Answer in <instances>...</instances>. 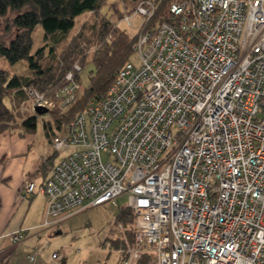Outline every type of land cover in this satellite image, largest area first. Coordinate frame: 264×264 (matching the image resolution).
Returning <instances> with one entry per match:
<instances>
[{
	"label": "built area",
	"instance_id": "built-area-1",
	"mask_svg": "<svg viewBox=\"0 0 264 264\" xmlns=\"http://www.w3.org/2000/svg\"><path fill=\"white\" fill-rule=\"evenodd\" d=\"M154 10L146 0L133 14ZM132 52L136 63L52 136L48 176L25 182L23 198L46 200L39 227L127 193L134 232L116 264H264V0H176ZM80 70L52 96L23 87V109H69Z\"/></svg>",
	"mask_w": 264,
	"mask_h": 264
},
{
	"label": "trees",
	"instance_id": "trees-1",
	"mask_svg": "<svg viewBox=\"0 0 264 264\" xmlns=\"http://www.w3.org/2000/svg\"><path fill=\"white\" fill-rule=\"evenodd\" d=\"M104 1L0 0V19L9 11H16L11 20V25L15 29L14 36L7 44L0 42V56H4L10 63H16L25 59L28 61L29 68L32 71V74L26 77L11 74L8 70L0 68V133L16 128L24 131H33L36 126L37 114L32 115L27 113L22 118L17 114V112L22 110L21 103L17 104L19 97H21L20 94L24 96L23 102L26 101L23 87L32 85L47 95L52 96L56 90L66 85L65 74L73 70V65L76 63L74 59L70 58L69 50L62 53V58L59 60L60 63L58 62L56 66L53 64L46 69L41 68L39 59L42 57L43 48L40 47L32 53V32L34 27L40 25L44 32V37H47L49 34L55 35L58 33L64 35L74 26L75 18L79 14L84 11L99 10ZM125 1L126 4H131V7L128 10H120L122 14L121 18L126 14H132L137 6L146 0ZM174 1L176 0H154L155 10L152 16L141 26L136 36L129 34L125 29H120V26L110 27L108 21L102 23L99 35L101 44L95 49L94 55L91 58L95 69L89 76L88 87L83 89L80 98L66 111L59 113L58 108L49 110L50 114L52 113V124L56 129H59L61 124L73 117L79 109L83 108L86 102L97 99L105 93L116 72L126 61L131 59L133 55L132 46L139 34L160 23L166 17L169 6ZM79 36H82V33ZM56 40L58 41V38ZM75 45L77 44L75 43ZM74 78L79 81L78 72L74 73ZM13 94L16 100H12ZM81 100L84 104L80 108L79 103ZM72 111L75 112L70 115ZM68 112L69 114H67ZM44 124L45 128H48L51 122L47 121ZM55 134L57 132L53 131L52 136ZM115 224L122 234H126L129 239L131 238V241L134 232V216L132 211L127 207H122L115 218ZM119 225H121V229ZM128 238L119 235L112 240V243L120 248L126 244ZM147 263L148 258L143 254L137 264Z\"/></svg>",
	"mask_w": 264,
	"mask_h": 264
},
{
	"label": "rangeland",
	"instance_id": "rangeland-1",
	"mask_svg": "<svg viewBox=\"0 0 264 264\" xmlns=\"http://www.w3.org/2000/svg\"><path fill=\"white\" fill-rule=\"evenodd\" d=\"M130 7L131 4H126L125 0H105L99 10L84 11L79 14L75 18L74 26L64 35L58 33L55 35L49 34L47 37H44L41 26L36 25L32 32V53L40 47L43 48L39 64L41 68L46 69L53 64L56 66L59 60H61L60 58H62V53L70 50V58L74 59L75 64L81 67V70L78 72L81 87L82 89L87 88L89 76L95 69L91 58L94 55L95 49L101 44L99 35L102 23L108 21L110 27L120 26V29H125L129 34L134 36L139 33L141 26L145 24L146 21H144L140 14L132 13L133 15H131L129 23L124 21V17L121 18L122 14L120 10H128ZM15 14L16 11H9L0 19V42L2 43L7 44L14 36L15 29L11 25V20ZM81 33L82 36H79ZM57 38L58 41L56 40ZM131 59L134 60V55H132ZM134 62L136 63L135 60ZM0 68H4L11 74L20 76L27 77L32 74L28 61L25 59L16 63H10L4 56H0ZM20 96L17 104L21 103L22 110H20L21 113L17 112V114L22 118L27 113L29 114V112L23 109L26 103L23 102L24 96L22 94ZM79 104L81 108L84 102L81 100ZM74 112H70V115L74 114ZM51 116L52 113L50 114L49 111L36 115V134L42 132L43 120H45L44 122H53ZM258 116L264 118V112H260ZM59 158L60 154H57L55 162ZM103 160H106L104 156ZM38 181L40 180L36 179L37 183H39ZM127 199L128 194L124 193L115 197L114 202L109 201L102 205L86 208L63 221L59 228L61 233L56 234V230L54 231V229L57 227H54L52 230L49 229L51 231L44 230L40 234L38 233L39 237L37 238L39 240L37 241L42 246H46L45 252L48 257H51L53 253L58 251L59 257L57 260H53L52 258L51 260L62 262L63 264H116L119 247H116L112 243V240L119 235L125 238L128 237L118 230L115 218L119 210L126 205ZM130 239L128 238L126 241L129 245L132 244Z\"/></svg>",
	"mask_w": 264,
	"mask_h": 264
},
{
	"label": "crops",
	"instance_id": "crops-1",
	"mask_svg": "<svg viewBox=\"0 0 264 264\" xmlns=\"http://www.w3.org/2000/svg\"><path fill=\"white\" fill-rule=\"evenodd\" d=\"M12 100H16L14 94ZM44 121L39 134L36 126L33 131L16 128L0 133V264H63L51 260L52 255L48 257L45 252L46 246L37 241L41 231L53 229L39 227L44 219L45 197L41 193L29 199L22 196L25 182L28 179L42 182L55 163L57 153L50 142L52 132L58 133L61 127L56 129L51 122L45 128ZM19 228H31L20 242L12 243L3 236ZM59 228L60 225L54 231Z\"/></svg>",
	"mask_w": 264,
	"mask_h": 264
},
{
	"label": "water",
	"instance_id": "water-1",
	"mask_svg": "<svg viewBox=\"0 0 264 264\" xmlns=\"http://www.w3.org/2000/svg\"><path fill=\"white\" fill-rule=\"evenodd\" d=\"M35 111H36V114H38V115L48 112V110L46 108H42V107H36ZM58 233H61V231L60 230L56 231V234H58Z\"/></svg>",
	"mask_w": 264,
	"mask_h": 264
}]
</instances>
